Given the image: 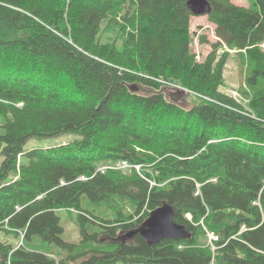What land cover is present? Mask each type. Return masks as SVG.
Listing matches in <instances>:
<instances>
[{"label":"trees","instance_id":"1","mask_svg":"<svg viewBox=\"0 0 264 264\" xmlns=\"http://www.w3.org/2000/svg\"><path fill=\"white\" fill-rule=\"evenodd\" d=\"M189 1L0 0L1 230L23 244L38 235L78 264H264V0H208L219 40L203 60ZM224 46L245 60L243 101L221 89ZM172 82L192 99L173 101ZM64 133L76 136L24 147ZM119 160L141 170L96 172ZM164 203L192 236L150 245L137 229ZM62 208L80 210L83 241L85 222L99 224L104 248L76 253ZM202 220L219 236L214 254ZM23 244L0 239V264H70Z\"/></svg>","mask_w":264,"mask_h":264},{"label":"rangeland","instance_id":"2","mask_svg":"<svg viewBox=\"0 0 264 264\" xmlns=\"http://www.w3.org/2000/svg\"><path fill=\"white\" fill-rule=\"evenodd\" d=\"M251 0H233L234 3L240 5H248L250 4ZM208 14L200 15L199 18H194L191 24V30L195 32V37L192 43V49L197 54L198 60H203L208 55V53L212 50L211 43L218 41V37L215 34V24L213 25L212 22L208 19ZM204 34L207 36L208 42L201 43L199 41V35ZM264 49V44L261 45ZM226 49L225 47L220 48L218 50L219 57L223 54V50ZM229 58L225 67V83L222 86V90L229 95L234 96L239 101H243V97H241L238 92L239 89L244 88V76L246 75L247 68L244 65V58L242 54L238 51L229 52ZM169 92L171 95H174L178 101H182L186 99L190 101L192 96L190 95L189 89L183 87L182 85L172 82L169 85ZM184 92L183 95L180 92ZM182 99V100H181ZM76 135L72 133H64L57 136H49V137H32L30 138L27 143L25 144V149H33V148H48L53 146H58L63 143L69 142L72 140ZM3 155L0 151V164L3 161ZM121 162L116 164L106 165L111 170H122L126 172L128 169L123 168L121 166ZM81 206L84 210H89L97 214L98 217L103 218L105 216V204L100 205L98 202H93L87 195H82L81 197ZM58 216L60 217L61 225L64 229L62 233V238L71 243H76L80 245L76 248V253H80L84 249L89 248H104L102 247L104 237L106 234H98L100 235L101 239H96L94 236L96 232H100L103 228L97 224L92 223L90 221L85 222L86 230L90 233H93V236L88 237V240L85 242L83 238L85 237L84 233L81 229V222L79 221V213L80 210L76 208H62L57 211ZM113 217V214L109 213L107 218ZM0 239L3 242H8L13 245V247H18V245L23 244L22 236L20 233L14 231H5L0 229ZM25 244L23 247L30 250H36L49 256L56 257L57 259H66L67 262L70 264H78V261L83 256H75V258H70L67 256L68 254H74V251L67 252L63 247L44 241L40 236L35 235L32 239H25ZM85 242V243H84Z\"/></svg>","mask_w":264,"mask_h":264},{"label":"water","instance_id":"3","mask_svg":"<svg viewBox=\"0 0 264 264\" xmlns=\"http://www.w3.org/2000/svg\"><path fill=\"white\" fill-rule=\"evenodd\" d=\"M188 5L196 15L209 14L212 11V5L208 0H190ZM184 92H180L183 95ZM173 101H178L171 96ZM175 209L172 205L164 203L163 205L151 210L149 216L143 222L137 231L140 232L150 245L159 243L163 239H187L192 236V232L184 224L174 220ZM137 231H131L128 236H132Z\"/></svg>","mask_w":264,"mask_h":264},{"label":"built area","instance_id":"4","mask_svg":"<svg viewBox=\"0 0 264 264\" xmlns=\"http://www.w3.org/2000/svg\"><path fill=\"white\" fill-rule=\"evenodd\" d=\"M122 164H121V166L123 167V168H128V167H130V164L127 162V161H120ZM119 163V162H118ZM116 164V163H115ZM110 165V164H109ZM136 167V169H140V165H136L135 166ZM108 167L105 165V166H102V167H100L99 169H98V171H101V172H105V170L107 169ZM97 171V172H98ZM82 179H86V177L85 176H82L81 177ZM154 183V182H153ZM187 216L189 217V218H191V214L190 213H188L187 214ZM245 227L243 226L242 227V229H244ZM209 235V242L211 243V245H212V249L213 250H215L216 249V246L214 245V241H216L217 239H218V236L215 234V233H209L208 234Z\"/></svg>","mask_w":264,"mask_h":264},{"label":"crops","instance_id":"5","mask_svg":"<svg viewBox=\"0 0 264 264\" xmlns=\"http://www.w3.org/2000/svg\"><path fill=\"white\" fill-rule=\"evenodd\" d=\"M195 17H196V18H199V16H193V17H192V20H191V24H192L193 19H194ZM224 74H225V72H224Z\"/></svg>","mask_w":264,"mask_h":264}]
</instances>
